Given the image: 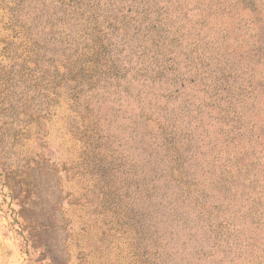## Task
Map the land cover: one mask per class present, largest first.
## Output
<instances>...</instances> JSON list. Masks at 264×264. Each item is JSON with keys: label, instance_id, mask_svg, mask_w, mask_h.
I'll return each instance as SVG.
<instances>
[{"label": "rangeland", "instance_id": "obj_1", "mask_svg": "<svg viewBox=\"0 0 264 264\" xmlns=\"http://www.w3.org/2000/svg\"><path fill=\"white\" fill-rule=\"evenodd\" d=\"M86 1L0 0V264H264V0Z\"/></svg>", "mask_w": 264, "mask_h": 264}, {"label": "trees", "instance_id": "obj_2", "mask_svg": "<svg viewBox=\"0 0 264 264\" xmlns=\"http://www.w3.org/2000/svg\"><path fill=\"white\" fill-rule=\"evenodd\" d=\"M12 1L13 2H17V0H12ZM85 1L86 0H24L25 5L28 7V9L32 10L33 12H35L39 18H43L44 16L46 17L45 23H48L49 19H50V18L47 17V13H51L52 16H53L52 18L55 19L56 21L67 22L66 19L59 18V16L56 15V13H58V12H62L63 15H68V16L72 15V17L76 21H80V22H83V20L86 21L88 18H84V7L89 8V10H93L95 8H100V7H98L97 5L91 4L92 2L89 3V2L86 1V3H87L86 4ZM148 2L155 4V6L158 5V2L156 0H148ZM91 19L93 20V17H91ZM87 27H89V26H87ZM85 34L87 36H89L92 41H93V38L96 39V36L95 37L94 36L91 37V35H92L91 30H88V34L87 33H85ZM149 39L153 40L152 36L149 37ZM48 41L51 43L50 40H48ZM156 42H158V43L161 42V44H163V42H162V40L160 38H158L156 40ZM164 46H167V44H164ZM87 49L88 50H86L85 53H80L81 57H84V56L87 57L89 55L90 56L91 55H96L99 58L100 54L95 53L94 52L95 51L94 48H87ZM142 58L144 60V58H148V57L142 55ZM97 60L99 61V59H97ZM149 61L156 62L153 57H151ZM77 62H75V63H77ZM102 62L104 63V61H102ZM97 65L98 64L95 63V67H97ZM161 67H163V66H161ZM82 68H86V67L82 66ZM163 69H164V67H163ZM86 73L87 74H92L93 73V68H87L86 69ZM138 75L140 76V74H138ZM85 76H87V75H85ZM142 76L143 75H141L140 77H142ZM159 129H160V131H163V126L159 127ZM223 134H225V133H223ZM224 154H226V152H224ZM229 166H228V164H226V165L224 164L222 166V167H224L223 170L221 171V174L223 175V177H224L225 174H227L229 172L228 169H227Z\"/></svg>", "mask_w": 264, "mask_h": 264}]
</instances>
